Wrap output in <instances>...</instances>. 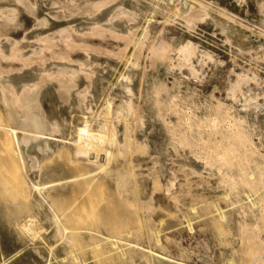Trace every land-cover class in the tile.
Wrapping results in <instances>:
<instances>
[{
    "label": "bare ground",
    "instance_id": "obj_1",
    "mask_svg": "<svg viewBox=\"0 0 264 264\" xmlns=\"http://www.w3.org/2000/svg\"><path fill=\"white\" fill-rule=\"evenodd\" d=\"M260 1L0 0V264H194L151 245L115 196L146 158L147 176L175 190L167 211L215 212L210 231L236 232L264 264ZM208 71L223 100L198 98ZM90 189L106 190L103 211H70Z\"/></svg>",
    "mask_w": 264,
    "mask_h": 264
},
{
    "label": "rangeland",
    "instance_id": "obj_2",
    "mask_svg": "<svg viewBox=\"0 0 264 264\" xmlns=\"http://www.w3.org/2000/svg\"><path fill=\"white\" fill-rule=\"evenodd\" d=\"M260 2H262V0ZM206 29H208V30L206 31ZM209 31L211 32L210 28L205 27V29L202 30V36L204 35V37L208 38V39L215 38L218 40L220 38V35H218L219 33H216L217 37H212V35ZM257 38L262 39V37H260V36ZM219 50H220L219 52L223 51L221 49H219ZM224 56H225L224 53H220V57L224 58ZM235 69L239 70V67H235ZM262 71L263 72H261V74H263V78H264V69H262ZM205 76H206V79L204 80L203 84H201L200 87H198L199 89L197 90L198 91V98L203 99V97H210L212 95V96H215L217 99L223 100V98H224L223 80H221L215 74L210 73L209 71L207 74H205ZM172 81H173L172 77H169V79L167 80L168 85H171ZM254 85L255 84L252 83V86H254ZM260 87L263 88V92H264V84H261ZM261 95L262 96L259 97V99H260L259 101H263L262 97H264V93H261ZM43 103H44L45 108L48 109V99L47 98L43 101ZM260 103H262V102H260ZM252 140H253L254 144H256V145L260 143V140L258 139L257 136H253ZM262 152H264V149H262ZM147 159L148 158H146L145 161L150 162L149 166L151 168L149 166H148L149 168L148 167L137 168V171H140L139 174L137 173V176H138L137 177L138 180H136L137 185H135L136 183H134V180L129 178L128 183L131 185H129L127 183V187L130 186L131 188L128 187L130 190L127 189L128 193H129L128 197L127 196L121 197L118 194H116L115 196L121 202L123 200L125 201V202L123 201L124 203L122 202L124 207H126V208L130 207V209L129 208L126 209L127 211L135 209V212L133 210L131 211V212H133L132 213L133 215H134V213L138 214V215L136 214L137 217H135V218H138V216H139L138 219H141L140 217H144V219L146 220V222L150 226L149 234L150 235L153 234V236L151 235L149 237V240H148L149 242L151 241L150 244L151 245L155 244L156 245L155 247H157V245H158V248H165L166 251L168 250L167 252H171V253L173 252V254H180L182 257H184L188 261L190 260V262H192V263L194 262V264H205V262L210 261L209 258H212L213 256H215L217 254H219L220 257L223 259L222 260L223 264H247V263L251 264L249 262V257H247L248 256L247 247L245 244L243 245L238 241L237 236H236V232L228 231V232H223L221 234L220 233L214 234L212 231H210L208 224L211 222V220H213L212 218L215 217V215H213V214H215V212H213V211H186V210H183V211H167V209L172 206L173 199H171L170 196L173 194L172 192H174L175 190L165 192V190H163V185L161 183H160L161 185L160 184H158V185L161 186L163 191L156 189L160 186H158L156 183H154V181L152 180V174H149L150 175V176L148 175L149 177L147 176L148 170L152 169V167H154L151 159H148V160ZM143 177H145V180L143 182H140L139 181L140 178H143ZM96 178H98V176L95 177L92 182H94V184L98 185V181L100 178H98L96 183H95ZM138 183H140V184H138ZM91 185L93 186V183ZM137 186H139V187H137ZM93 187H91V189H94ZM71 188H72V186L70 184V185L66 186L65 190L67 189V191L69 192ZM132 188L134 189L133 192L131 190ZM91 189H90V191H91ZM104 189H106V188H104ZM144 190L146 193L144 192ZM93 192L94 193L96 192L95 194H97V193L100 194V196L102 195L101 194L102 192L99 193L98 191H94V190L91 191V195ZM52 193H54V192H51L50 194H52ZM85 193L86 194L83 193L84 196L82 194H79L81 196H79L77 194H71L72 195L71 198L73 197L74 199L75 198L76 199L75 200H73V198L70 199V203H71L70 207L71 208L69 207V210L71 211L72 208L75 206V204L80 205L79 203L83 202L87 207L89 206L88 208L90 211L93 210L95 213L100 214L101 211H103V208L106 205V202L108 201L107 200L108 198L106 197L107 196L106 190H104V192H103V194L105 193L104 194L105 196L102 195L101 197H99L98 194L95 195L93 193L94 194L93 197L89 198L88 196L90 194L88 192H85ZM87 193L89 195H87ZM131 193H132V195H130ZM134 194H135V196H133ZM74 195L76 197H74ZM77 196L79 198H77ZM85 196H87L86 200L84 199ZM138 200L141 204H143V202H144V204L146 205V206L144 205L146 207V211L144 212V214L143 213L139 214L140 211H138V212L136 211ZM147 201H149V202H147ZM68 203H69V200H68ZM72 203H73V206H72ZM83 203H81V205L79 206L80 208L82 207ZM129 203L130 204L133 203L134 205L131 204V206H130ZM147 203H148V205H147ZM107 204H108V202H107ZM150 204L152 206L154 205V207H155L153 211H151V209L149 210ZM79 207L77 206V210ZM159 207L161 210H159ZM56 208L59 210L58 207H56ZM74 209L76 210V207ZM205 212L206 213L209 212L207 217L203 215ZM128 213H130V212L128 211ZM181 213H185L186 215H188L191 218V223H192L191 227L193 230L192 229L189 230L186 223L184 222V220H181L179 218V214H181ZM142 214H143V216H141ZM158 214H160V215H158ZM127 216H125V218ZM131 216L132 215H130V217ZM122 217L124 218L123 215H122ZM127 218H126V220H124L125 222L127 221ZM132 219H130L128 221H131ZM134 220H133V222H134ZM125 222H124L125 227H130L132 224V221H131L129 223V226H127L128 223L126 224ZM206 222H208V223H206ZM134 224L135 223H133L132 226H134ZM152 224L153 225L155 224L154 228H153ZM164 224H166V225H164ZM151 227L153 230L151 229ZM102 228H105V225L100 227V229H102ZM106 229L107 228H105V230ZM102 230H104V229H102ZM154 231L159 232L158 233V239L155 238ZM263 233H264V229H263ZM151 237H152V239H150ZM153 237L155 240L153 239ZM157 240L159 241V243ZM154 241H156V243H158V244H156ZM237 247H238L239 251H236L235 253H231L233 248L237 249ZM241 249H242V251H241ZM231 256H232L233 262L229 261V257H231ZM143 261H144V259L137 262L136 264H140Z\"/></svg>",
    "mask_w": 264,
    "mask_h": 264
}]
</instances>
